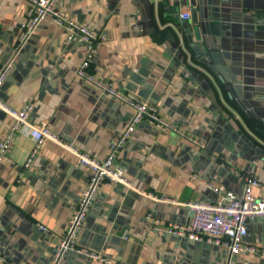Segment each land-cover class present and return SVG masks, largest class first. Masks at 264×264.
<instances>
[{
    "label": "crops",
    "instance_id": "1",
    "mask_svg": "<svg viewBox=\"0 0 264 264\" xmlns=\"http://www.w3.org/2000/svg\"><path fill=\"white\" fill-rule=\"evenodd\" d=\"M200 0H60L65 15L104 34L88 71L155 105L205 148L143 121L118 153L134 188L105 182L77 236L76 248L102 253L117 264H225L226 250L155 229L187 224L194 200L215 201L216 187L242 190L256 175L264 195V0H205L209 30L202 33ZM191 17L183 20L182 10ZM27 0H0V66L15 65L0 98L16 109L33 103L29 120L45 125L91 157L104 159L133 111L103 96L78 76L87 44L66 42L49 18L14 54ZM12 118L0 109V140ZM35 147L15 136L0 165V255L5 264H51L67 232L90 170L77 156L45 139ZM239 171L231 172L230 167ZM198 177L199 181L196 179ZM150 218L152 220H150ZM44 227V228H42ZM245 241L264 247V218L247 223ZM59 264H102L74 249ZM231 264H264L259 254H239Z\"/></svg>",
    "mask_w": 264,
    "mask_h": 264
},
{
    "label": "built area",
    "instance_id": "2",
    "mask_svg": "<svg viewBox=\"0 0 264 264\" xmlns=\"http://www.w3.org/2000/svg\"><path fill=\"white\" fill-rule=\"evenodd\" d=\"M27 1L30 6L29 18L22 24L21 32L14 46V54L16 55L19 52L42 21L49 18L53 23L64 28L67 43L81 39L87 44V55L79 66L78 76L96 86L103 96L115 98L129 106L133 114L111 144L107 156L100 160L79 151L71 143L64 141L53 133L47 126L32 124L29 120V115L33 110V103H28L22 108L16 109L0 98V109L12 118L9 130L0 140V165L9 160L10 146L15 136L19 133L29 134L35 142V147L26 164L27 166H29L45 139H50L74 153L78 158V163L86 166L90 170V174L79 198L69 228L61 239L51 264H59L64 253L70 249H74L78 253L102 264H117L114 259L106 257L102 253L76 248V236L100 187L105 182L122 185L127 189L138 191V193L155 200H166L145 190H136L132 181L125 174L124 168L117 162L118 153L131 138L137 125L147 121L163 132L178 134L182 139L195 144L201 149L205 148V143L190 132L178 127L174 122L167 120L159 109L149 101L140 98L133 92L120 91L109 79L103 76L96 77L88 71L98 45L105 39L104 34L94 32L88 26L61 12L59 8L60 0ZM180 17L183 20L190 19V10H182ZM14 65L15 56H12L0 66V90L8 79ZM230 169L234 174H239V171L232 166ZM196 179L202 181L198 177ZM202 182L215 191L218 194V198L215 201H190L185 204L192 212L191 219L187 224L160 225L156 221L155 229L189 240L223 247L226 250L225 264H231L232 257L239 254H259L264 257V247L245 241L248 221L257 217L264 218V195L258 197L253 192L255 187L261 185L262 180L256 175L245 177L240 192ZM150 220L152 219L150 218ZM0 264H5L1 255Z\"/></svg>",
    "mask_w": 264,
    "mask_h": 264
},
{
    "label": "water",
    "instance_id": "3",
    "mask_svg": "<svg viewBox=\"0 0 264 264\" xmlns=\"http://www.w3.org/2000/svg\"><path fill=\"white\" fill-rule=\"evenodd\" d=\"M201 2V5L199 6V8L195 6V4H193V9H192V20L194 22H196V16H195V13L198 9L199 11V17H200V21H199V25L201 27V32L202 33H205L209 30V27H210V22H209V17H210V14L208 13V9L205 5V0H200Z\"/></svg>",
    "mask_w": 264,
    "mask_h": 264
}]
</instances>
